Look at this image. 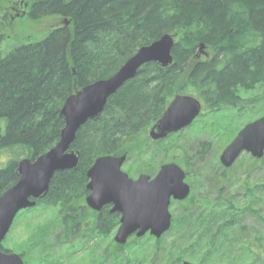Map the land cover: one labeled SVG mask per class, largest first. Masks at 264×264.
Returning <instances> with one entry per match:
<instances>
[{
    "label": "trees",
    "instance_id": "1",
    "mask_svg": "<svg viewBox=\"0 0 264 264\" xmlns=\"http://www.w3.org/2000/svg\"><path fill=\"white\" fill-rule=\"evenodd\" d=\"M10 1L27 6L31 21L56 18L63 23L39 42L20 45L5 57L0 51V120L6 121L0 150L8 159L0 167V197L18 182L22 160H36L59 142L65 128L61 111L70 96L111 78L141 48L163 36L183 35L175 41L170 67L154 63L142 67L134 80L109 98L103 113L81 128L72 146L80 153L78 166L56 174L48 195L17 216L40 208L59 209L57 244L71 246L92 231L110 238L117 231L120 215L108 210L97 230L84 221L91 213L86 206L87 173L101 157L126 156L129 161L139 149L138 135L150 132L176 95L194 96L210 110L247 103L240 97L242 91L260 88L264 99V0ZM7 21L0 10V46L7 39ZM201 45L207 55L203 60ZM254 192L250 190L252 198ZM185 202L183 216L173 220L170 231L180 226L194 230L184 237L189 236L199 249L202 246L203 253L207 249L210 258L225 244L229 229L240 232L235 218L250 209L226 200L217 205L205 200L209 207L205 209L191 197ZM1 250L11 254L4 247ZM19 255L24 262L37 258L41 264L53 263L44 250ZM64 257L59 255V261ZM131 263L121 257L114 262Z\"/></svg>",
    "mask_w": 264,
    "mask_h": 264
},
{
    "label": "rangeland",
    "instance_id": "2",
    "mask_svg": "<svg viewBox=\"0 0 264 264\" xmlns=\"http://www.w3.org/2000/svg\"><path fill=\"white\" fill-rule=\"evenodd\" d=\"M25 7L27 6L22 3L0 0L1 13L8 19L7 39L0 46L3 57L20 45L43 40L51 29L63 23V20L56 18L31 21L26 17ZM182 37L178 33L174 39L179 42ZM201 59H205V56ZM240 97L248 102L238 107L222 105V108L215 110L204 108L189 128L171 135L173 137H168L169 140L152 141L149 130L147 133L143 130L138 135L139 149L129 156V161L123 167V171L131 179L137 180L143 174L153 178L155 175L148 171L158 172L162 165L175 163L185 170V182L192 190L190 197L201 209L209 208L204 204L205 200L212 205L226 200L241 209L250 208L245 209L246 212L240 211L239 217L235 218L240 221V232H236L235 228L229 229L225 244L211 258L207 249L204 248L203 253L202 246L199 249L193 240H188L189 236L184 237L194 230L182 226L173 232L170 231L171 226L160 238L150 233L142 238L132 235L124 246L109 244V240H114L118 229L110 238L94 235L92 231L84 239H75L71 246H63L55 243L61 228L59 209L50 208H40L38 212L24 213L16 218L2 247L11 254L28 251L29 254L33 252L36 255L37 250H44L52 255L53 263L48 264H114L118 257H121L122 262H132L131 264H183L184 261L194 264H264V157L256 159L244 153L231 168H225L220 161L223 151L237 133L264 116V99L260 88L251 92L242 91ZM5 129L6 121L0 120V137L4 135ZM7 161L0 150V167ZM257 185L259 186L256 187ZM250 190L255 191L253 198ZM184 202L185 200L172 201V224L175 218L183 216L186 210ZM90 210V217L84 221L90 222L88 226L91 230H97L98 221L105 217H99L100 213H96L99 211ZM88 226L85 228L88 229ZM34 239H37L38 247ZM117 246L121 247L118 249ZM63 254L65 257L59 261L58 256ZM32 260L25 264H41L37 262V258Z\"/></svg>",
    "mask_w": 264,
    "mask_h": 264
},
{
    "label": "water",
    "instance_id": "3",
    "mask_svg": "<svg viewBox=\"0 0 264 264\" xmlns=\"http://www.w3.org/2000/svg\"><path fill=\"white\" fill-rule=\"evenodd\" d=\"M174 46V37L165 35L141 48L111 78L85 87L67 99L61 111L65 128L59 142L36 160H22L17 170L18 182L0 197V264H25L20 255L4 253L2 244L17 216L36 207L37 200L48 195L53 177L78 166L80 153L73 151L72 146L81 128L98 118L109 98L134 80L142 67L151 63L162 68L170 67L174 62ZM203 49L202 45L201 51ZM202 109L197 98L177 95L150 130L151 140L162 141L186 130L201 115ZM244 152L256 159L264 157V117L246 125L238 133L223 151L221 164L231 168ZM126 160V156L98 158L87 173L89 183L86 187L90 192L86 199L90 209L101 211L105 206L113 205L112 213L121 215L115 236V242L121 246L126 245L132 235L142 238L150 233L156 238L162 237L172 225V199L184 201L191 193L190 186L185 183L186 173L180 166L165 164L154 178L143 174L133 180L123 171Z\"/></svg>",
    "mask_w": 264,
    "mask_h": 264
},
{
    "label": "flooded vegetation",
    "instance_id": "4",
    "mask_svg": "<svg viewBox=\"0 0 264 264\" xmlns=\"http://www.w3.org/2000/svg\"><path fill=\"white\" fill-rule=\"evenodd\" d=\"M112 209H113V205H109V206H105L101 211L96 212V213H100L99 214V217H101V215L104 216V217H106L107 216V210H108L109 214H113L112 213ZM114 238H115V236H114ZM110 243H113L114 244L115 243V239L113 241L112 240H109V244ZM103 254L104 255L106 254V250L103 252ZM109 259L112 261V255L110 253H109ZM111 261H109V262H111ZM105 262H108V261H105ZM184 262H190V261H184Z\"/></svg>",
    "mask_w": 264,
    "mask_h": 264
},
{
    "label": "bare ground",
    "instance_id": "5",
    "mask_svg": "<svg viewBox=\"0 0 264 264\" xmlns=\"http://www.w3.org/2000/svg\"><path fill=\"white\" fill-rule=\"evenodd\" d=\"M11 231V230H10ZM10 233V232H9Z\"/></svg>",
    "mask_w": 264,
    "mask_h": 264
}]
</instances>
